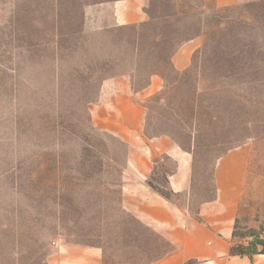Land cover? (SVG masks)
I'll return each mask as SVG.
<instances>
[{
    "label": "rangeland",
    "instance_id": "1",
    "mask_svg": "<svg viewBox=\"0 0 264 264\" xmlns=\"http://www.w3.org/2000/svg\"><path fill=\"white\" fill-rule=\"evenodd\" d=\"M123 1H141L145 21L115 27L98 10ZM130 74L135 92L165 81L144 101L147 136L186 147L195 118L202 131L189 200L167 190L172 161L148 184L195 216L216 197L218 160L241 149L231 249L264 251V0H0V264L56 263L77 246L148 264L168 249L121 209L127 148L93 119L103 83Z\"/></svg>",
    "mask_w": 264,
    "mask_h": 264
},
{
    "label": "crops",
    "instance_id": "2",
    "mask_svg": "<svg viewBox=\"0 0 264 264\" xmlns=\"http://www.w3.org/2000/svg\"><path fill=\"white\" fill-rule=\"evenodd\" d=\"M98 10H111L115 27L145 21L141 1L106 4ZM188 50L187 45L176 52L173 69L189 68L191 51ZM164 82L152 76L147 88L135 92L131 74L111 78L103 83L99 100L92 110L95 125L127 148L126 168L120 184L121 209L158 242L168 246L148 264H264V254L253 258L231 254L233 229L247 179V160L240 157L241 149L232 150L218 160L213 175L216 197L201 204L195 216L148 184L155 167L169 160L174 167L168 172V188L175 196L191 198L195 134L188 131L189 144L182 147L171 134L147 136L145 133L148 110L144 101L160 92ZM60 252L61 260L51 264H102L103 251L100 249L77 246L62 248Z\"/></svg>",
    "mask_w": 264,
    "mask_h": 264
},
{
    "label": "trees",
    "instance_id": "3",
    "mask_svg": "<svg viewBox=\"0 0 264 264\" xmlns=\"http://www.w3.org/2000/svg\"><path fill=\"white\" fill-rule=\"evenodd\" d=\"M194 124H193V126L191 127V128H188V129H190L191 130V132L193 133V134H195V136H196V142L198 141V137H200L199 135L201 134V127L199 126V124H198V121H197V118H195L194 119ZM198 144L196 143V149H198V146H197ZM166 183H167V190L169 191V193L171 194V195H173V193H172V191L168 188V175H167V177H166ZM150 187L155 191V192H157L158 194H160L161 196H163L164 198H166V199H168V200H171L170 199V196H168V195H166V194H163V193H161V192H159V191H156L154 188H153V186L152 185H150ZM197 220L200 222V218L199 217H197ZM231 254L232 255H234V256H240V257H249V258H253L255 255H259V254H264V251L263 252H245V251H235V252H233L232 251V249H231Z\"/></svg>",
    "mask_w": 264,
    "mask_h": 264
}]
</instances>
